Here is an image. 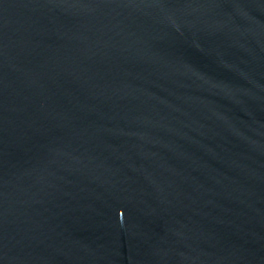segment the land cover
Here are the masks:
<instances>
[{
	"label": "water",
	"instance_id": "obj_1",
	"mask_svg": "<svg viewBox=\"0 0 264 264\" xmlns=\"http://www.w3.org/2000/svg\"><path fill=\"white\" fill-rule=\"evenodd\" d=\"M0 264H264V0H0Z\"/></svg>",
	"mask_w": 264,
	"mask_h": 264
}]
</instances>
